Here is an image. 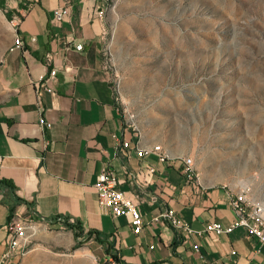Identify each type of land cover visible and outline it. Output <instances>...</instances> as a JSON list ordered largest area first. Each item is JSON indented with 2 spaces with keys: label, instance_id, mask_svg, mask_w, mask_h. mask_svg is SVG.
Segmentation results:
<instances>
[{
  "label": "crops",
  "instance_id": "0c3cea01",
  "mask_svg": "<svg viewBox=\"0 0 264 264\" xmlns=\"http://www.w3.org/2000/svg\"><path fill=\"white\" fill-rule=\"evenodd\" d=\"M2 2L24 44L10 49L12 41L0 57V256L11 220L38 219L71 231L74 243L78 232V238L89 236L98 257L123 264H264V244L244 227L220 236H183L169 224L149 223L137 234L125 215L102 208L95 183L104 167L142 203L146 221L172 206L194 229L213 220L227 225L236 217L230 202L235 189L200 178L187 183L181 160L162 162L154 153L137 152V145L158 141L140 137L121 110L102 57L100 1ZM66 5L68 14L55 21L54 10ZM48 51H55L52 64ZM40 74L51 91L38 87ZM40 117L52 125L40 124Z\"/></svg>",
  "mask_w": 264,
  "mask_h": 264
},
{
  "label": "rangeland",
  "instance_id": "374dc122",
  "mask_svg": "<svg viewBox=\"0 0 264 264\" xmlns=\"http://www.w3.org/2000/svg\"><path fill=\"white\" fill-rule=\"evenodd\" d=\"M100 4L102 57L128 124L192 156L204 183H250L264 199V0ZM14 36L0 4V57ZM97 251L87 235L74 243L42 224L16 264H109Z\"/></svg>",
  "mask_w": 264,
  "mask_h": 264
},
{
  "label": "built area",
  "instance_id": "2783aa9c",
  "mask_svg": "<svg viewBox=\"0 0 264 264\" xmlns=\"http://www.w3.org/2000/svg\"><path fill=\"white\" fill-rule=\"evenodd\" d=\"M100 1V0H98ZM98 15L103 16L105 11L103 5L97 8ZM69 12V7L63 6L54 10V20L61 21ZM12 19L15 29V36L10 49L21 48L24 40L19 35L16 29L17 21ZM77 49H82L83 44L76 45ZM55 59V51H48L46 53V61L52 64ZM57 69L52 68L50 76H55ZM46 76L40 74L38 87H45L47 90H52L51 87L45 85ZM36 84V82H34ZM40 124L51 126L52 122L47 121L44 117H40ZM135 129L134 124H129ZM125 146L129 145L128 141L124 142ZM137 152L140 155H148L154 153L162 162L181 160V171L187 183L199 181V174L196 171L194 158L192 156H181L173 154L162 143H155L150 146L137 145ZM153 170V168H152ZM95 188L98 194V201L102 208L108 210L114 217L125 215L132 227V230L139 234L149 223H164L169 224L176 229L181 235L193 236L211 234L220 236L224 233H230L238 227H244L250 236L255 237L260 243L264 244V199H258L253 195L250 183L242 184L239 189H235V193L231 198V206L236 213L235 219L229 223L224 224L220 220H213L206 222L203 229H194L190 222L186 220L183 215L174 207L169 206L151 216L149 221H146L143 214L142 203L128 195L119 187V177L117 173L109 168L104 167L98 176L95 183ZM42 225L41 220L38 219H13L8 223V235L5 240L6 247L0 256V264H11L15 257H22L28 251V246L33 237L38 233V229ZM153 247V246H152ZM194 249L200 250L198 242L193 244ZM236 249H232L231 253L235 254ZM108 261L109 264H123L120 260L112 258ZM205 264H209L206 262Z\"/></svg>",
  "mask_w": 264,
  "mask_h": 264
},
{
  "label": "trees",
  "instance_id": "16d2710c",
  "mask_svg": "<svg viewBox=\"0 0 264 264\" xmlns=\"http://www.w3.org/2000/svg\"><path fill=\"white\" fill-rule=\"evenodd\" d=\"M0 4H1V6L4 7L3 2L0 3ZM66 225H67L68 227L72 228V229L78 228V226H77L76 224H74V223H72V222H70V221H68V220H66ZM88 232H89V234H91L92 232H96V231H95V230H92V231L90 230V231H88ZM79 235H80L79 232L75 234L76 239H77V237H78ZM88 237H89V236H88ZM75 247H77V246H75Z\"/></svg>",
  "mask_w": 264,
  "mask_h": 264
},
{
  "label": "bare ground",
  "instance_id": "6f19581e",
  "mask_svg": "<svg viewBox=\"0 0 264 264\" xmlns=\"http://www.w3.org/2000/svg\"><path fill=\"white\" fill-rule=\"evenodd\" d=\"M39 230V229H38ZM81 254H87L86 252H81Z\"/></svg>",
  "mask_w": 264,
  "mask_h": 264
}]
</instances>
